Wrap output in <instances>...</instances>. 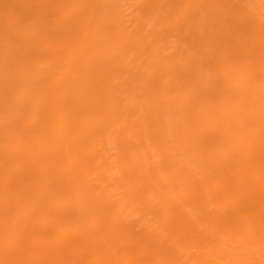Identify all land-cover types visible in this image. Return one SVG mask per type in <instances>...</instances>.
I'll return each instance as SVG.
<instances>
[{
    "label": "bare ground",
    "instance_id": "6f19581e",
    "mask_svg": "<svg viewBox=\"0 0 264 264\" xmlns=\"http://www.w3.org/2000/svg\"><path fill=\"white\" fill-rule=\"evenodd\" d=\"M0 264H264V0H0Z\"/></svg>",
    "mask_w": 264,
    "mask_h": 264
}]
</instances>
